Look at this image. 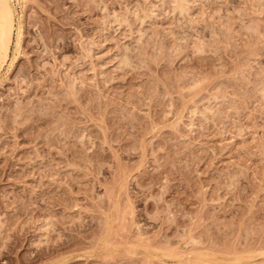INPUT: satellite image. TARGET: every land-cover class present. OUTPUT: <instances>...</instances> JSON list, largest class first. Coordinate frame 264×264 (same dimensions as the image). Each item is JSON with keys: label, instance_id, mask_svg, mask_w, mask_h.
<instances>
[{"label": "rangeland", "instance_id": "1", "mask_svg": "<svg viewBox=\"0 0 264 264\" xmlns=\"http://www.w3.org/2000/svg\"><path fill=\"white\" fill-rule=\"evenodd\" d=\"M170 1L15 2L0 264H264V0Z\"/></svg>", "mask_w": 264, "mask_h": 264}, {"label": "bare ground", "instance_id": "2", "mask_svg": "<svg viewBox=\"0 0 264 264\" xmlns=\"http://www.w3.org/2000/svg\"><path fill=\"white\" fill-rule=\"evenodd\" d=\"M171 1H172V4L174 5V8H173V5H172V8L175 9L176 11L180 12V14L182 12H184L185 8L187 9V7H188V5L186 4V2L188 3L187 0H171ZM15 2L22 5L23 3L26 2V0H0V72H1L2 68L5 66L9 55L11 56V54H9V52H11L10 49H11L12 43L14 45L13 47H14V52L16 53L15 55H17V53H19L20 43L22 40V31H21L22 30V23L20 21V16L19 15L16 16V13H18V12H16V9H15ZM117 20H118V18H117ZM123 57L126 60H128V58H127L128 56H123ZM123 57L120 60H122ZM125 59L122 60V63H123L122 65H127L126 64L127 61H125ZM14 60H15V58H14ZM128 62H129V60H128ZM10 63H8L5 66V68L9 69L10 66L12 65ZM3 72H4V70H3ZM6 74H7V72H6ZM0 77H1V75H0ZM190 126H191V124H190ZM48 225H49V222H48V220H46V222H43L42 228L45 231H47L49 228Z\"/></svg>", "mask_w": 264, "mask_h": 264}]
</instances>
